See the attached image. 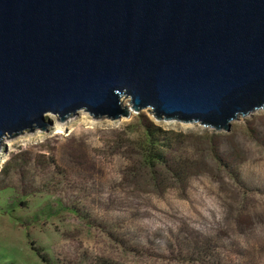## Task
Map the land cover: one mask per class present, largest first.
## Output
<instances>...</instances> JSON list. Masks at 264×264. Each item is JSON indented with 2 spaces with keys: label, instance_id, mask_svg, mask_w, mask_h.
I'll use <instances>...</instances> for the list:
<instances>
[{
  "label": "rangeland",
  "instance_id": "rangeland-1",
  "mask_svg": "<svg viewBox=\"0 0 264 264\" xmlns=\"http://www.w3.org/2000/svg\"><path fill=\"white\" fill-rule=\"evenodd\" d=\"M52 115L0 146V264H264V107L228 131Z\"/></svg>",
  "mask_w": 264,
  "mask_h": 264
},
{
  "label": "water",
  "instance_id": "water-1",
  "mask_svg": "<svg viewBox=\"0 0 264 264\" xmlns=\"http://www.w3.org/2000/svg\"><path fill=\"white\" fill-rule=\"evenodd\" d=\"M263 107L264 0H0V146L47 113L228 131Z\"/></svg>",
  "mask_w": 264,
  "mask_h": 264
},
{
  "label": "bare ground",
  "instance_id": "bare-ground-1",
  "mask_svg": "<svg viewBox=\"0 0 264 264\" xmlns=\"http://www.w3.org/2000/svg\"><path fill=\"white\" fill-rule=\"evenodd\" d=\"M125 101H123L122 102V104L124 105V106H126V108H128L129 109V107H130V104L128 103V100H126V99H124ZM132 111H130V113H131ZM82 114V113H81ZM45 117H47V118H49V119H51V121H52V119H54V117H53V115L52 114H50V113H47V114H45ZM57 117V116H56ZM72 119H73V117L72 116H69V117H67L65 120H63V121H59L58 119L55 121L56 123H55V126H54V132L56 133V134H58V133H60L61 131H60V129H63L65 126H66V124H68V122L69 121H72ZM90 119V118H89ZM105 120L104 121H106L107 122V124L108 123H111L112 122V120H110V119H107V118H104ZM98 121V119H94V118H91L90 119V122H92V123H96ZM89 122V121H88ZM115 122V121H114ZM167 123L168 122H173V120H169V121H166ZM70 123V122H69ZM40 131V130H39ZM42 131V130H41ZM40 131V132H41ZM38 132V131H37ZM39 133V132H38ZM25 134V133H24ZM25 135H27V134H25ZM6 138H8V137H3L2 138V140H1V145H2V141H4V139H6ZM13 138V137H12ZM27 138V137H26ZM26 138H24V139H26ZM7 140V139H6ZM5 140V141H6ZM7 141H9V140H7ZM6 143V142H5ZM3 156H4V154L2 153V152H0V159L1 158H3Z\"/></svg>",
  "mask_w": 264,
  "mask_h": 264
},
{
  "label": "trees",
  "instance_id": "trees-1",
  "mask_svg": "<svg viewBox=\"0 0 264 264\" xmlns=\"http://www.w3.org/2000/svg\"><path fill=\"white\" fill-rule=\"evenodd\" d=\"M56 134V133H55ZM53 134V135H55ZM35 253L37 254V256L43 261V262H47V255L44 253H41V250L39 248H32Z\"/></svg>",
  "mask_w": 264,
  "mask_h": 264
}]
</instances>
